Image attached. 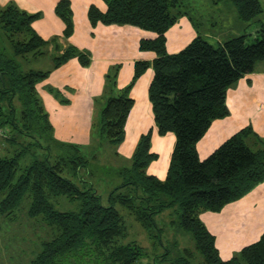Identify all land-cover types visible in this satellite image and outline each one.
I'll list each match as a JSON object with an SVG mask.
<instances>
[{
	"label": "trees",
	"instance_id": "trees-1",
	"mask_svg": "<svg viewBox=\"0 0 264 264\" xmlns=\"http://www.w3.org/2000/svg\"><path fill=\"white\" fill-rule=\"evenodd\" d=\"M103 1L104 11L90 5L91 24L129 25L153 33L142 38L139 47L156 57L136 61L132 80L123 88L117 87L116 78L108 80L110 94L100 111L101 138L117 145L125 140L134 105L131 87L153 67L148 94L157 132H173L176 138L167 175L160 179L147 172L158 157L152 151L151 129L141 135L129 166L119 171L122 181L107 195L90 180L94 174L81 147L70 146L68 153L52 156L48 138L53 124L38 92L49 71L37 70L33 63L49 51L56 67L75 55L88 65L92 54L68 42L75 30L71 0H59L55 6L65 24L64 46L60 37L45 39L34 28L41 12L11 2L0 8V131H7L0 136V232L2 224L17 221L24 210L36 233L43 234L29 264H160L169 251L146 262L136 240L125 242L129 233L121 211L126 209L153 234L154 226L159 227L155 214L173 209L176 219L171 223L192 233L194 247L179 250L170 264H264V232L224 260L216 236L200 218L202 212L220 211L264 181V138L248 125L205 159L197 148L212 122L230 114L228 89L264 60V23L254 41L239 34L213 42L199 33L181 51L170 53L167 32L184 13L176 10L181 0ZM230 1L246 21L263 10L260 0ZM64 200L77 207L60 210L56 204Z\"/></svg>",
	"mask_w": 264,
	"mask_h": 264
},
{
	"label": "crops",
	"instance_id": "crops-1",
	"mask_svg": "<svg viewBox=\"0 0 264 264\" xmlns=\"http://www.w3.org/2000/svg\"><path fill=\"white\" fill-rule=\"evenodd\" d=\"M58 1L17 0L21 8L29 12H41L40 9L45 11V15L33 23L34 28L45 39L51 38L53 35L55 37L63 35L65 24L55 13V6ZM71 1L75 30L70 36L69 42L80 49L91 51L93 61L91 66L88 67L89 74L77 59H72L60 66L58 74L60 82L72 89L68 95L78 115V122L75 123L74 131L82 134V137L77 139L81 141L87 140L85 136L90 130L89 127L93 124L91 120L92 112L94 107L98 109V106L92 105L89 100L95 97L98 98L104 93L105 76L110 68L116 64L121 65L118 75V87L123 88L133 77L136 61L152 62L156 57V53L149 50L142 51L139 48V41L142 38L154 36L151 32L129 25L98 23L93 26L88 18V9L90 5L94 4L103 11L106 10V3L103 0ZM180 24L182 22L172 26L171 30L174 31H172L171 36L174 40H177L173 47L183 49L192 40L189 32L186 36L176 30ZM187 26L189 27V25ZM257 29L252 32L246 30V34H254V37H256ZM217 40L223 41L221 37H217ZM59 41L63 46L66 45L63 38L60 37ZM50 49L53 51V47H50ZM168 51L176 53V51ZM143 74L136 81L131 91L134 105L127 120L125 140L120 144V153L129 158L132 157L140 136L150 129L153 130L152 149L163 151L164 157L160 155L157 161L151 162L148 173L164 179L167 175L176 138L174 135H170V132L160 135L157 128L155 129L154 114L148 94L149 85L154 74H147L145 79H143L145 75ZM89 75H92L95 79L90 87H88ZM45 97L48 99L46 94ZM50 100L54 102V99ZM227 105L230 114L224 118L215 119L198 142L199 156H202V150L205 152L213 150L231 135L249 124L257 133L264 136V60L257 62L254 72L246 74V76L240 78L236 85L228 89ZM237 204H239L236 208L237 212L242 211L244 218L242 225H237L238 227L236 226L237 228L234 229L232 235L234 238H231L230 235L227 236L225 228H222L216 234L210 230L216 236V245L224 260L230 259L244 246L257 241L264 232V181L256 185ZM216 215L214 212L206 211L201 214V217L209 216L212 218ZM240 221L241 219L237 223Z\"/></svg>",
	"mask_w": 264,
	"mask_h": 264
},
{
	"label": "rangeland",
	"instance_id": "rangeland-1",
	"mask_svg": "<svg viewBox=\"0 0 264 264\" xmlns=\"http://www.w3.org/2000/svg\"><path fill=\"white\" fill-rule=\"evenodd\" d=\"M260 1L263 9L262 12L258 14L254 20L246 21L238 16L237 7L230 0L220 1L217 4L212 3L211 0H181V3L176 8V10L183 11L184 13L178 18L177 23L182 22V24H180L176 30H178L182 35L186 36L189 32L191 40L199 33L208 34L210 40L213 42L217 40V37H221V40H225L239 34H246V30L252 32L257 28L259 29L261 24L264 23V0ZM11 2L21 7L17 0H0V8H4ZM40 11L42 13L40 18H42V16L45 15V11L42 9H40ZM187 25H189V27ZM171 29L172 27L167 32V49L176 51L177 53L182 49L173 47L177 40L172 38L171 34L174 30ZM248 36V41L255 40L254 34H249ZM53 38H55L54 35L48 39ZM89 52L91 53V51ZM72 59H77L79 61L77 55L72 56L68 61ZM92 61L93 59L88 65H83L79 61L83 68L87 69L86 71L88 74L90 73L88 67L91 66ZM33 67L37 70L49 71L48 76L38 83V92L53 124L52 133L50 134V138H48L52 156L56 157L59 154L68 153L71 149L70 146L76 145L81 147L80 151L90 160V170H92L94 174L89 176L90 180L95 183L97 188H99V190L102 191L104 195H107V192L111 190L113 186L119 184L122 181V177L119 176V171L126 166L128 167L131 162V157L129 158L128 156L120 153V144H113L107 139L101 138L102 125L100 111L104 106L105 99H107L110 94L109 90H111V87H108V80L111 79L110 81L112 83V81L116 78L118 87V75L121 65L116 64L112 66L106 74L104 93L98 98L95 97L94 99L89 100V103L98 106V109L97 107H94L92 112L91 120L93 124L89 127L90 130H88L87 135L85 136L87 140L81 141L77 139L81 138L82 134L74 131L75 123L78 122V115L74 108L75 106H72L73 102H71L68 95L72 89L60 82L58 74V69L60 66H54V61L52 60V57L48 51L46 55L33 63ZM109 73L110 76H108ZM149 73L154 74L153 67H149L146 70L144 73L145 75L143 74V79H145L146 75ZM136 81L131 87L130 96ZM94 82V77L89 75L88 87H90ZM45 94L47 95L48 99H46ZM50 99H54V102ZM156 128L157 126L155 129ZM257 134L264 138L263 135H260L259 133ZM170 135L175 136L173 132H170ZM219 146L220 145L217 147ZM217 147H215L213 150H210L209 152L202 150V156L200 155V158H207ZM152 151L158 153V157L152 162L157 161L160 155L161 157H164L163 151H160L159 149H157V151L152 149ZM242 198L225 204L220 211H210V213L214 212V214H217L216 216H212V218L209 216L201 217V214L205 213L206 211L202 212L200 214L201 220L208 227V229L215 234L222 228H225L227 236L230 235L231 238H234L232 237L234 233L233 231L239 225H242L244 218L242 211L237 212L236 209L239 205L237 204L238 201L242 200ZM103 200L104 202L106 201L105 198ZM27 202L28 200L24 199L25 205ZM56 206L60 210H70L77 207L76 204L66 200H64V202L60 201L56 204ZM24 212L25 211L22 210L18 213L17 221L10 224L1 225L0 264H29L31 258L38 250L37 243L43 234L39 235L41 232H39V234L36 233V227L28 221ZM121 213L124 217V221L128 227L129 233L127 239H125V242L136 240L143 247L146 253V262L153 263L157 255L159 256L163 252L166 253L169 251L168 256H166L167 259L162 260L160 264H170V258L176 256L179 250L184 247H194L192 233L183 229L182 227H176L171 223L173 219H176V216L174 215L175 211L173 209H166V211L158 214L157 216L155 214L154 217L156 218L159 227L156 225L154 226L155 229L153 234H150V232L147 231L146 228H144L126 209H122ZM240 219L241 221L237 223ZM154 234L157 236H152Z\"/></svg>",
	"mask_w": 264,
	"mask_h": 264
},
{
	"label": "built area",
	"instance_id": "built-area-1",
	"mask_svg": "<svg viewBox=\"0 0 264 264\" xmlns=\"http://www.w3.org/2000/svg\"><path fill=\"white\" fill-rule=\"evenodd\" d=\"M4 135H7V131L6 130H1L0 131V136L3 137Z\"/></svg>",
	"mask_w": 264,
	"mask_h": 264
}]
</instances>
